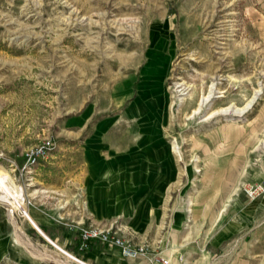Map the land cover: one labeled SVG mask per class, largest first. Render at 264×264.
<instances>
[{
  "label": "rangeland",
  "instance_id": "obj_1",
  "mask_svg": "<svg viewBox=\"0 0 264 264\" xmlns=\"http://www.w3.org/2000/svg\"><path fill=\"white\" fill-rule=\"evenodd\" d=\"M257 125L253 144L264 159V0H0V168L22 189L35 226L73 239L64 246L42 231L79 261L93 244L78 250L83 229L133 238L116 221L92 217L88 170L130 154L136 138L142 162L157 135L170 141L172 202L203 194L218 199L222 215L252 211L249 248L233 237L203 264H264V196L243 193L254 182L215 191L221 175L204 176L227 162L203 155L216 150L210 131L230 126L237 139ZM44 140L49 156L22 170L24 154ZM34 228L0 199V264L66 262Z\"/></svg>",
  "mask_w": 264,
  "mask_h": 264
},
{
  "label": "crops",
  "instance_id": "obj_2",
  "mask_svg": "<svg viewBox=\"0 0 264 264\" xmlns=\"http://www.w3.org/2000/svg\"><path fill=\"white\" fill-rule=\"evenodd\" d=\"M257 127L260 126L240 130L241 136L237 139L230 135L233 131L230 126L224 127L222 132L218 130L221 139L217 131H210L209 142L216 150L208 149L203 155L215 160L223 156L227 159L223 167L218 165L216 171L211 169L212 173L204 175L209 174L210 178L215 174L221 175V179L216 176L215 184H212L215 191L232 192L240 183H255L264 178L260 146L253 144L259 137ZM247 141L253 144L250 150H247ZM145 144H150L141 153L145 162H140V142L136 138L130 143V154L114 153L115 163L111 162L110 167L99 165L97 171L92 167L87 175L92 177L91 212L94 220L105 223L116 221L122 230L133 236L129 239L137 243L146 242L150 253L136 258H122L117 249L93 243L83 253V261L88 264H203L205 257L214 255L223 243L233 237L242 241L245 248V241L250 235V231H246L251 223L250 208L238 215H222L218 199L204 198L203 194L190 203L172 202L168 193L175 173L170 141L165 136L154 135ZM221 145L227 148L222 153L219 152ZM261 148L264 150V145ZM224 175L225 179L222 178ZM258 206L262 208V202ZM40 228L64 246L73 240L49 234L42 224ZM206 262L208 264V260Z\"/></svg>",
  "mask_w": 264,
  "mask_h": 264
},
{
  "label": "built area",
  "instance_id": "obj_3",
  "mask_svg": "<svg viewBox=\"0 0 264 264\" xmlns=\"http://www.w3.org/2000/svg\"><path fill=\"white\" fill-rule=\"evenodd\" d=\"M53 149L50 140H44L40 145L29 149L24 154V166L22 170L32 169L39 165L41 160H45ZM13 165V163H11ZM243 193L250 200H256L264 196V179L243 187ZM92 243L109 245L118 250L122 258H136L147 253L143 244L137 243L129 238L119 235L111 229L99 226L83 229L79 234V251L87 250Z\"/></svg>",
  "mask_w": 264,
  "mask_h": 264
},
{
  "label": "bare ground",
  "instance_id": "obj_4",
  "mask_svg": "<svg viewBox=\"0 0 264 264\" xmlns=\"http://www.w3.org/2000/svg\"><path fill=\"white\" fill-rule=\"evenodd\" d=\"M259 94H256L252 99L248 100L246 102V105L242 111L239 113H243V111L249 109L254 100L257 98ZM22 189L19 187L15 186L13 181L11 180L10 176L8 173L0 168V199L1 200H11V205L19 210L22 211V214L24 217L29 220V222L35 227L34 229L37 230L38 234L41 235V230L35 226V224L32 222V220L29 218L27 212L24 210L22 207V201H23V196H22ZM55 248L65 257L66 262H60L55 260V264H71V263H77V264H87L85 262L79 261L76 258H74L72 255L69 253L65 252L64 250L60 249L55 245ZM35 259L38 260H49L45 257H39V256H34Z\"/></svg>",
  "mask_w": 264,
  "mask_h": 264
},
{
  "label": "water",
  "instance_id": "obj_5",
  "mask_svg": "<svg viewBox=\"0 0 264 264\" xmlns=\"http://www.w3.org/2000/svg\"><path fill=\"white\" fill-rule=\"evenodd\" d=\"M42 232V231H41ZM41 236L47 241V242H49L52 246H54L55 247V245H54V243L53 242H51L45 235H44V233L42 232L41 233Z\"/></svg>",
  "mask_w": 264,
  "mask_h": 264
},
{
  "label": "trees",
  "instance_id": "obj_6",
  "mask_svg": "<svg viewBox=\"0 0 264 264\" xmlns=\"http://www.w3.org/2000/svg\"><path fill=\"white\" fill-rule=\"evenodd\" d=\"M42 231H44V229L40 228Z\"/></svg>",
  "mask_w": 264,
  "mask_h": 264
}]
</instances>
